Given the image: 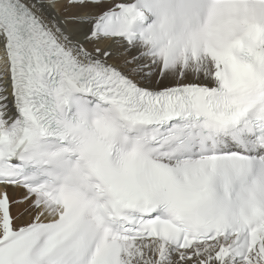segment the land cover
<instances>
[{"label": "snow or ice", "instance_id": "1", "mask_svg": "<svg viewBox=\"0 0 264 264\" xmlns=\"http://www.w3.org/2000/svg\"><path fill=\"white\" fill-rule=\"evenodd\" d=\"M0 264H264V0H0Z\"/></svg>", "mask_w": 264, "mask_h": 264}]
</instances>
